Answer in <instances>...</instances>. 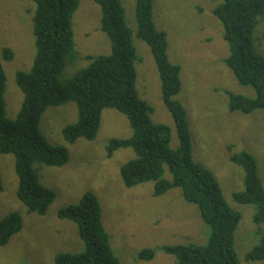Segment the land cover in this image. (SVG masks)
Here are the masks:
<instances>
[{
  "label": "rangeland",
  "instance_id": "obj_1",
  "mask_svg": "<svg viewBox=\"0 0 264 264\" xmlns=\"http://www.w3.org/2000/svg\"><path fill=\"white\" fill-rule=\"evenodd\" d=\"M156 28L168 37L170 61L182 69V91L176 98L186 108L193 140V158L210 170L220 183L226 202L242 214L235 236V247L241 264L261 243L264 225L253 222L254 206L236 203L233 194L245 189V172L231 162L232 153L249 152L257 158L259 175L264 185V112L231 113L228 93L256 97L253 88L241 85L225 60L230 55L224 39V29L214 15L223 0H153ZM128 26L134 32L139 60L136 63L137 88L154 109L152 120L173 129L171 147L178 148L174 120L162 100L161 80L150 48L136 37L137 0H122ZM33 9V10H32ZM36 5L31 0H0V63L7 76V114L15 119L24 96L16 83V73L29 72L36 54L33 17ZM102 12L94 0H81L73 18L76 49L80 60L68 65L63 79L71 78L90 63L86 57L106 55L111 45L101 32ZM254 42L264 56V16L255 29ZM10 48L14 58L4 59V49ZM74 103L51 106L41 120L40 129L52 145L66 146L70 160L61 168L37 165L41 183L56 194V200L45 216L28 214L17 199L18 178L15 160L0 154V170L4 191L0 193V220L18 212L23 217V229L5 247L0 248V264H55L61 254H78L85 243L77 225L62 220V209L76 205L86 192L99 198L103 208V223L113 250L121 264H177L174 257L158 252L151 261L138 259L146 248L167 245H204L210 228L201 218L199 208L185 201L180 189L165 196H154V183L128 189L124 186L120 168L135 158L131 149H121L110 159L106 147L112 139L132 136L128 119L116 110H105L102 124L94 141L79 139L66 143L63 129L77 121ZM166 179H171L167 167Z\"/></svg>",
  "mask_w": 264,
  "mask_h": 264
},
{
  "label": "trees",
  "instance_id": "obj_2",
  "mask_svg": "<svg viewBox=\"0 0 264 264\" xmlns=\"http://www.w3.org/2000/svg\"><path fill=\"white\" fill-rule=\"evenodd\" d=\"M36 5L33 33L36 54L29 72H17L16 83L24 99L15 119L7 114V76L0 63V154L15 160L18 178L17 199L28 214L45 216L56 200V194L43 186L35 167L61 168L70 160L66 146L52 145L40 129L41 120L51 106L74 103L77 121L63 129L66 143L79 139L94 141L101 128L105 110H116L129 121L133 134L127 139H112L106 147L110 159L121 149H131L135 158L120 168L126 188L154 183V196L162 197L180 189L186 202L199 208L209 226L204 245H167L146 248L138 259L151 261L158 252L175 258L177 264H241L235 247V236L242 214L225 200L215 175L193 158V140L184 105L176 98L182 91V69L170 61L168 37L156 28L154 1L137 0L136 37L151 50L161 80L162 100L170 112L179 139L171 147L173 129L152 120L153 107L141 97L137 88L136 63L139 60L134 32L128 26L122 0H94L101 8L100 30L108 38L111 52L88 56L87 67L71 78L63 79L65 68L80 60L76 49L73 18L81 0H31ZM214 15L224 29L230 55L225 60L238 82L251 87L256 97L228 93L231 113L264 112V56L254 42L255 29L264 16V0H223ZM14 53L4 49V59ZM230 160L245 172V189L233 194L236 203L254 206L253 222L264 225V185L257 158L249 152L232 153ZM172 178L166 179V169ZM4 191L0 170V193ZM62 220L77 225L85 249L78 254H61L55 264H121L112 248L103 223V208L96 194L86 192L76 205L62 209ZM23 229V217L14 212L0 220V248ZM248 262L264 260V237L246 256Z\"/></svg>",
  "mask_w": 264,
  "mask_h": 264
},
{
  "label": "crops",
  "instance_id": "obj_3",
  "mask_svg": "<svg viewBox=\"0 0 264 264\" xmlns=\"http://www.w3.org/2000/svg\"><path fill=\"white\" fill-rule=\"evenodd\" d=\"M182 85H183V83H182Z\"/></svg>",
  "mask_w": 264,
  "mask_h": 264
},
{
  "label": "bare ground",
  "instance_id": "obj_4",
  "mask_svg": "<svg viewBox=\"0 0 264 264\" xmlns=\"http://www.w3.org/2000/svg\"><path fill=\"white\" fill-rule=\"evenodd\" d=\"M33 10V9H32Z\"/></svg>",
  "mask_w": 264,
  "mask_h": 264
}]
</instances>
